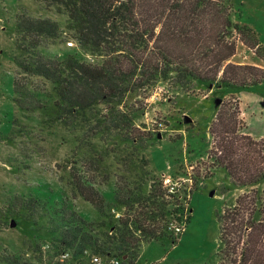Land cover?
Segmentation results:
<instances>
[{
  "label": "trees",
  "instance_id": "16d2710c",
  "mask_svg": "<svg viewBox=\"0 0 264 264\" xmlns=\"http://www.w3.org/2000/svg\"><path fill=\"white\" fill-rule=\"evenodd\" d=\"M36 1L47 12L56 7L67 14V29L75 33L82 49L103 58L102 63H92L75 55L46 56L42 45L63 36L59 24L28 13L16 19L19 38L14 62L18 74L41 78L52 86V92H40L16 79L15 103L27 112L52 107L55 116L51 123H72L73 132H84L75 138L74 153H81L83 168L89 166V171L78 172V162L73 161L71 176L78 195L100 213V220L94 223L74 211L68 213L56 238L57 250L72 253L71 261L65 264H94L96 256L136 264L145 243L167 236L170 215L179 212L178 223H188L189 217L183 218L189 208L177 199L178 212L169 210L172 203L167 198L175 196L169 195L160 178L148 170L151 163L143 151L151 137L136 126L137 110L128 109L126 100L159 82H173L184 89L194 82L236 88L263 84L264 69L225 65L236 54V43L228 41L232 34L241 36L249 49L260 46L259 39L250 27L234 22L230 0ZM212 18L217 19V25ZM247 35L255 40L253 45L244 40ZM238 70H247L254 81L237 85ZM228 74L235 78L228 79ZM23 97L34 102L25 106ZM220 107H216L218 113L210 128L214 148L209 159L213 168L224 169L231 183L247 192L220 217L219 264H264V192L256 189L264 184V141L241 133L238 107L231 110L230 103ZM96 141L115 148L116 153L112 152L119 154L117 160L133 168L129 175L115 176L114 205L125 211L119 219L111 215L97 188L109 183L112 175L99 174L104 159L91 155L99 144ZM107 150L111 153L112 149ZM134 153L140 160L129 163L125 158ZM92 169L97 177H89ZM106 169L110 171L112 165ZM5 261L27 264L13 255Z\"/></svg>",
  "mask_w": 264,
  "mask_h": 264
},
{
  "label": "rangeland",
  "instance_id": "374dc122",
  "mask_svg": "<svg viewBox=\"0 0 264 264\" xmlns=\"http://www.w3.org/2000/svg\"><path fill=\"white\" fill-rule=\"evenodd\" d=\"M230 1L234 7V22L250 27L260 46L249 49L241 36L232 34L228 41L236 43V54L225 65H264V0ZM25 13L34 18H50L63 31L60 39L42 45V54L56 58L75 55L92 63H102L103 58L82 49L75 33L67 29V14L58 12V8L47 12L36 0H0V264H7L8 255L17 256L27 264H65L71 261L72 253L57 250L56 238L67 214L72 215L74 211L86 222L94 223L100 220V213L78 195L71 176L73 161L78 162V172L89 171V166L83 168L81 153L77 156L74 153L75 138L84 132H73L72 123H51L55 116L52 107L27 112L15 103L16 79L40 92H52V86L41 78L18 74L14 62L19 38L16 19ZM244 40L252 45L255 41L249 35ZM238 71L243 74L237 72L241 75L235 79L237 85H250L254 81L247 70ZM227 78L233 80L235 76L228 74ZM217 85L210 88L202 82H194L184 89L173 82H159L147 92L130 95L125 102L128 109L137 110L136 126L151 137L148 149L143 151L151 163L148 170L160 178L166 190L161 175H169L164 178L170 181L167 187L176 190L175 198H167L172 203L169 210L178 212L177 199L189 208L183 218L189 217L183 234L177 236L173 230L179 225V212L170 215L167 236L145 243L136 264H219L220 217L224 209L231 208L247 190L233 185L227 172L213 168L209 159L214 148L210 128L218 113L215 101L223 100L220 109L228 103L231 110L238 107L241 133L264 141V83L250 88ZM31 101L26 97L21 99L25 106ZM107 149H112L111 153ZM112 151L117 150L99 143L95 144L91 155L104 159L99 174L112 175L109 183L97 188L111 215L119 219L125 211L114 205L115 176L127 175L133 168L117 160L119 154ZM125 159L129 163L137 162L140 156L134 153ZM110 165L112 169L107 171ZM92 170L89 177H97L98 173L93 174ZM136 174L142 175V172ZM256 189L264 192V184ZM98 258L103 264H112L115 260Z\"/></svg>",
  "mask_w": 264,
  "mask_h": 264
},
{
  "label": "built area",
  "instance_id": "2783aa9c",
  "mask_svg": "<svg viewBox=\"0 0 264 264\" xmlns=\"http://www.w3.org/2000/svg\"><path fill=\"white\" fill-rule=\"evenodd\" d=\"M162 177H161V180L163 181V183H164V185H165V187L166 188H168L167 190H169L168 191V194L169 195H175V189H173L172 187L170 188V187H167V183L168 182H170L168 179H164L165 177H167V176H169V175H166V174H162L161 175ZM177 197V196H176ZM179 200V199H178ZM187 215V214H186ZM179 225H176V227L174 226L172 229L173 230H175L176 231V233H177V236L180 234V233H182L183 234V232L185 231V228H186V225L184 224V223H178ZM183 227V228H182ZM94 264H103V262H102V260L101 259H99L98 257H95L94 258V262H93ZM112 264H121V262L119 261V260H117V259H115L113 262H112Z\"/></svg>",
  "mask_w": 264,
  "mask_h": 264
},
{
  "label": "water",
  "instance_id": "95a60500",
  "mask_svg": "<svg viewBox=\"0 0 264 264\" xmlns=\"http://www.w3.org/2000/svg\"><path fill=\"white\" fill-rule=\"evenodd\" d=\"M213 86L211 85L210 86V88H212ZM222 102H223V100L222 99H217L216 101H215V103H216V107H219L221 104H222ZM189 122H191V120L190 119H187ZM160 138V137H159ZM212 195H213V193H212Z\"/></svg>",
  "mask_w": 264,
  "mask_h": 264
},
{
  "label": "crops",
  "instance_id": "0c3cea01",
  "mask_svg": "<svg viewBox=\"0 0 264 264\" xmlns=\"http://www.w3.org/2000/svg\"><path fill=\"white\" fill-rule=\"evenodd\" d=\"M255 66L264 69V65H261V64H255Z\"/></svg>",
  "mask_w": 264,
  "mask_h": 264
}]
</instances>
